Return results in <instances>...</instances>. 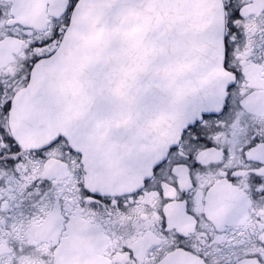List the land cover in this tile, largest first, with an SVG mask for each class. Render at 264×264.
Returning a JSON list of instances; mask_svg holds the SVG:
<instances>
[{"label": "flooded vegetation", "instance_id": "obj_1", "mask_svg": "<svg viewBox=\"0 0 264 264\" xmlns=\"http://www.w3.org/2000/svg\"><path fill=\"white\" fill-rule=\"evenodd\" d=\"M225 2L226 0H222L223 7ZM66 3L67 0H30L29 6L17 16L21 24L30 26V39H24V31L19 28L13 29L15 36L0 32L3 37L0 39V73L11 77L24 73L18 81L15 107L6 127L9 134L16 137L22 145L25 154L30 149H37L49 143L59 134L57 130L48 132L36 128L33 120L27 118L31 113L22 110L29 105L19 101V97L31 88V83L27 87L23 86V80L27 78L25 61L32 55L53 51L56 53L63 41L66 43L67 34L62 41L57 40L50 45L30 49V45L35 41H42L53 35L52 17L59 15ZM240 3L243 4V19L237 21V26L244 33L240 37V45L244 51L238 50L237 59L244 66L248 82L264 90V66L249 63L247 59L254 40L264 33V0H253L252 3L240 0ZM12 6L13 0H0V8L10 10ZM224 13L226 26L225 10ZM44 61L47 60L41 62ZM116 131L119 134L121 129ZM3 147L6 145L0 139V148ZM61 155L59 148L49 153L47 161H39L25 155V162L16 167L19 178L0 170V179L8 177L18 186L20 192H24L33 181L40 178H52L54 185H62L55 193L57 203L54 207H42L30 218L16 219L11 224L3 213L11 207V200L16 197L9 191L0 189V195L10 198L0 204V257H4L0 264H154V246L161 243L171 246L175 243L174 238L165 237L160 231L163 218L159 214V191H141L137 195L138 190L143 188L142 185L129 193H104L96 184L88 181L84 165L83 173L79 177L75 174L81 168L77 163L78 158L71 157L72 170H69V166L61 162ZM198 158L207 163L222 159V153L209 149L202 152ZM239 163H242V160L233 150L225 167H235ZM177 172L181 177V187H189L191 178L188 169L180 167ZM236 174L244 177L239 186L223 182L234 199L233 209L227 214L212 211L209 205L198 199L195 209L197 214L207 215V219L198 224L192 216H185L182 221L177 222L175 209L178 205L175 203L164 208L169 227L193 241L191 250L177 249L169 254L168 259L173 261V264H205L200 253L209 247L210 239L211 264H260L259 260H242L240 257L249 252L264 256V205L255 204L249 197L248 173ZM199 179L203 187L215 177L201 176ZM81 183L89 191L113 198L112 206H106L94 197L84 198L83 190L79 186ZM176 195L175 188L164 185V196ZM60 197L63 199L60 200ZM117 198L125 200L124 208L117 207ZM256 217L261 220L258 222ZM16 247H19L20 252L15 250Z\"/></svg>", "mask_w": 264, "mask_h": 264}, {"label": "snow or ice", "instance_id": "obj_2", "mask_svg": "<svg viewBox=\"0 0 264 264\" xmlns=\"http://www.w3.org/2000/svg\"><path fill=\"white\" fill-rule=\"evenodd\" d=\"M252 3L253 0H248ZM30 0H13L10 10L0 8V32L9 36H15L13 29H23L24 39L31 38L30 26L21 24L17 16L22 14L29 6ZM82 7V0H67L63 5V11L52 17L53 35L42 41L37 40L30 45V49L41 48L62 41L67 32L72 28L75 16ZM89 7L94 9L93 15L107 19L105 9L110 7L107 0H90ZM224 10L227 13V24L221 31L220 38L223 43V67L231 73L232 79L216 81L209 86L198 87L196 91L189 93L182 100L176 102L171 96H163L157 93L145 92L143 96V110L145 112L158 109L162 106L172 111L179 123L182 125L180 140L168 147L166 155L153 163L148 156H132L128 165L134 171H142L151 167V175L145 177L141 191L157 190L161 196V208L159 214L163 218L160 231L163 236L174 238L175 243L171 246L157 244L152 249L155 253L154 264H173L169 260V254L177 249L191 250L192 240L185 234L178 232L168 225L167 213L164 208L175 203V219L180 222L185 216H192L197 221L207 219L205 213L196 212V203L200 199L205 205H209L214 212L227 214L232 211L234 199L226 185L239 186L244 177L238 176L237 172H247V180L250 184L248 195L257 205H264V90L255 87L248 82V76L244 66L237 59V52L244 51L240 45V37L244 35L237 26V21L243 19V4L240 0H226ZM3 37L0 36V39ZM51 53L32 55L25 61L27 78L23 80V86L27 87L33 78V73L41 61L51 59L55 56ZM248 62L264 66V33H261L253 42L252 50L248 56ZM24 73L15 77L0 73V139L6 147L0 148V170L9 172L11 176L19 178L16 172L17 165L25 162V155L39 161H47L49 153L60 149L62 155L60 160L72 170L71 157H76L81 168L75 174L79 177L83 173L84 153L72 147L69 136L60 132L49 143L37 149H30L25 154L22 145L16 137L9 134L6 127L15 107L18 81ZM46 80V75H45ZM97 110L99 112L110 111L111 105L101 93ZM27 104L32 109L35 119L40 124L52 122L57 114L62 111V102L53 95L42 82V86L29 98ZM88 124H83L73 129L72 135L83 141L87 135ZM130 143L136 139V128H125L121 133ZM215 149L222 153V159L202 162L198 157L202 152ZM233 150L237 152L242 163L235 167H225ZM184 167L188 169L191 184L189 187H181V177L177 169ZM215 177L210 183L202 187L199 177ZM218 181L220 183H218ZM168 184L175 188V197L164 196V185ZM82 188L84 198L94 197L96 201H102L106 206H112V199L99 192L89 191ZM59 187H62L59 186ZM59 187L54 185L52 178H40L24 191L20 192L18 186L8 177L0 179V189L9 191L16 199L11 200V207L3 213L8 217L9 224L16 219L30 218L40 208L46 206L54 207L57 203L55 193ZM202 194V195H201ZM206 198V199H204ZM9 196L0 195V204L9 201ZM60 200L63 198L60 197ZM117 207L124 208L125 200L117 198ZM97 206L98 205H93ZM257 221L261 220L256 217ZM7 228L8 226L5 225ZM198 230H200L198 228ZM212 240L209 247L200 253L205 264L212 261ZM15 250L20 252L19 247ZM34 250V247L32 248ZM23 254V253H21ZM151 258V257H150ZM4 257H0L3 260ZM240 259H256L264 264V256L259 253L249 252L242 255Z\"/></svg>", "mask_w": 264, "mask_h": 264}, {"label": "water", "instance_id": "obj_3", "mask_svg": "<svg viewBox=\"0 0 264 264\" xmlns=\"http://www.w3.org/2000/svg\"><path fill=\"white\" fill-rule=\"evenodd\" d=\"M107 3L105 19L93 15L90 0H82L70 40L37 67L29 98L42 82L46 84L62 102V111L46 127H60L73 147L84 153L91 181L105 191L122 193L137 189L151 175L150 166L131 169L130 157L148 156L154 163L180 140L182 125L172 111L164 106L143 110L145 92L179 102L198 87L232 77L223 67L221 0ZM101 93L110 111L97 110ZM119 111L136 122L134 142L122 136L125 142L116 143L113 130ZM83 124H88L87 135L80 141L72 133Z\"/></svg>", "mask_w": 264, "mask_h": 264}]
</instances>
